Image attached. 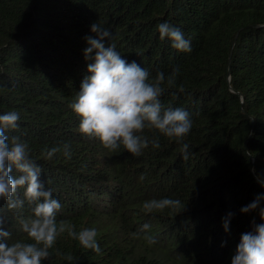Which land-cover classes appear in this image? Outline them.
<instances>
[{
    "label": "trees",
    "instance_id": "trees-1",
    "mask_svg": "<svg viewBox=\"0 0 264 264\" xmlns=\"http://www.w3.org/2000/svg\"><path fill=\"white\" fill-rule=\"evenodd\" d=\"M96 22L150 79L164 72L161 104L184 108L192 121L188 159L164 136L137 157L122 147L109 153L77 131L69 105L89 74L85 38H97ZM163 22L182 30L190 52L160 39ZM9 111L20 116L11 135L28 144L40 181L62 206L57 220L97 230L100 253L64 233L43 264H231L241 234L264 222L258 210L240 211L264 194V0H0V114ZM53 147L60 151L46 159ZM163 197L184 209L142 210ZM145 223L150 229L140 232ZM5 228L22 238L12 212Z\"/></svg>",
    "mask_w": 264,
    "mask_h": 264
},
{
    "label": "clouds",
    "instance_id": "clouds-1",
    "mask_svg": "<svg viewBox=\"0 0 264 264\" xmlns=\"http://www.w3.org/2000/svg\"><path fill=\"white\" fill-rule=\"evenodd\" d=\"M161 40L168 39L171 47L178 51L190 52V40L184 38L179 27L168 22L158 26ZM91 31L97 38L86 37L88 47L84 49V58L91 61L70 103L71 111L79 118L77 131L99 141L109 153H116L121 147L133 156H140L149 145L159 148V136L181 145L183 159H188L189 145L185 137L192 128L190 114L182 107H167L161 104L160 97L165 89L164 72H157L150 79L147 69L136 63L128 62L116 49L112 33L97 22L91 25ZM107 38V39H106ZM179 67L167 78L172 86L179 73ZM183 91V88H180ZM19 113L9 111L0 114V264H43L52 255L58 237L67 233L68 237L78 241L86 250L101 252L95 228H84L77 232L75 226L65 220H57L61 204L53 198L52 190L41 182V168L29 152L28 144L17 135H11L18 129ZM146 133H152L150 138ZM158 134V135H156ZM64 155L70 158L69 146L65 144ZM59 147L46 151L45 158L51 159ZM254 171V169H253ZM15 173V174H14ZM143 179V176L140 177ZM257 182L264 187V179L257 176ZM20 189H23L21 195ZM264 194L258 195L248 205L241 208L242 213L258 210L264 221ZM31 215L25 218V207ZM185 205L179 199L163 197L150 199L143 203L142 210L148 213L164 212L165 209L180 212ZM12 212L20 225L22 238L12 239V234L5 228L6 214ZM177 212V213H178ZM233 213L224 219L227 231ZM252 231L241 234L231 264H264V222L255 223ZM145 223L140 232L150 229ZM138 233H133L137 236ZM149 245L156 240L151 235L145 237ZM60 255V253H57ZM73 261L68 254L63 257Z\"/></svg>",
    "mask_w": 264,
    "mask_h": 264
}]
</instances>
